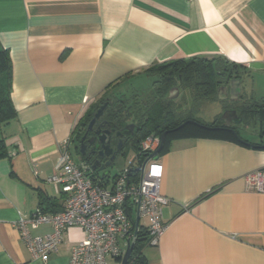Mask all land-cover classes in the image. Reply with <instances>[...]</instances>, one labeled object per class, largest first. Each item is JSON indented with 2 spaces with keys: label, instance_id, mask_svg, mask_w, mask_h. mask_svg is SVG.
I'll list each match as a JSON object with an SVG mask.
<instances>
[{
  "label": "crops",
  "instance_id": "crops-1",
  "mask_svg": "<svg viewBox=\"0 0 264 264\" xmlns=\"http://www.w3.org/2000/svg\"><path fill=\"white\" fill-rule=\"evenodd\" d=\"M0 46L14 113L0 123V264H69L85 237L80 227H69L43 261L15 221L41 206L64 208L66 195L50 181L60 143L75 144L82 117L109 85L114 92L157 63L223 57L245 69L244 97L226 102L264 101V0H0ZM179 130L166 135L158 158L166 228L144 249L146 264H264V193L245 177L264 169V126H238L240 139L224 129ZM51 231L43 224L32 232Z\"/></svg>",
  "mask_w": 264,
  "mask_h": 264
},
{
  "label": "built area",
  "instance_id": "built-area-1",
  "mask_svg": "<svg viewBox=\"0 0 264 264\" xmlns=\"http://www.w3.org/2000/svg\"><path fill=\"white\" fill-rule=\"evenodd\" d=\"M71 142L66 139L60 143L58 171L50 178L66 195L64 208L46 213L38 207L31 215H20L15 221L31 254L48 260L57 251L66 230L78 226L85 237L73 247L69 264H108V257L122 259L131 245L134 250L142 218L146 219L147 246L157 245L166 228L163 215L168 198L160 192L164 166L158 160L143 165L139 155L154 152L160 146L161 137L145 138L130 167L119 170L106 181L92 176V167L87 161L74 159ZM9 153L14 155L15 151ZM134 166L136 174L130 169ZM245 177L257 192L264 193V169L251 171ZM43 224H50L52 231L33 234ZM129 260L127 264H132Z\"/></svg>",
  "mask_w": 264,
  "mask_h": 264
},
{
  "label": "trees",
  "instance_id": "trees-1",
  "mask_svg": "<svg viewBox=\"0 0 264 264\" xmlns=\"http://www.w3.org/2000/svg\"><path fill=\"white\" fill-rule=\"evenodd\" d=\"M10 60L7 56L6 51L3 47L0 46V123H7L14 118V113L10 106L9 98V79H10ZM146 74L150 76H156L158 82L162 85L160 92H156V100L152 104H147L145 106L140 105L139 102L134 100L127 99L123 101L124 96H114L115 100L111 99V95L114 92L109 90L111 86L109 85L106 88V93L102 98L95 104L91 109H89L84 116L82 117L78 131L73 142L78 141L80 137V131L83 130V126L94 115V112L99 107L100 104L104 102H109V107L106 108V117L110 120L111 126L117 130L124 127L122 121L124 116H132L135 123L136 130L135 135L137 136L133 140L134 146L139 151L140 143L150 135H159L169 129H174L179 126L186 119H193L202 125H208L211 127H222L223 118L217 117L215 121L209 124L202 123L197 120L190 114H182L177 111V107L174 104V100L169 99L168 90L171 87V84H174V81L179 79L181 85L185 88H189L192 91L193 99L195 100H216L218 99V89L221 83L226 79L231 78H240L242 80L243 75L245 74L244 67L230 62L223 57H193L190 59H176L170 60L163 63H157L152 67L146 69ZM129 76L124 77L118 84L128 81ZM224 79V80H223ZM115 86V85H114ZM120 98V100H118ZM225 102L227 100H224ZM236 102V101H234ZM111 105V106H110ZM228 108H234L238 111V114L242 116L243 122L247 123L251 119L256 117V114L260 112L261 108H264V101H250L245 102L241 106H231L228 105L225 107V110ZM235 129L234 135L240 139L239 133L237 131L238 125L232 126ZM192 128L194 133L197 134H212L217 135L224 132L222 129H207L196 123H189L188 125L181 128L185 130ZM180 131V130H179ZM168 135V134H167ZM3 142V141H2ZM78 153L83 158L86 159L78 147ZM146 159V154L139 155V161L144 162ZM88 162V161H87ZM89 163V162H88ZM90 164V163H89ZM133 174H136V167L130 168ZM92 176L100 179L101 181H106L108 177L102 176L97 172V169L92 168ZM44 212H46L43 207H40ZM47 213V212H46ZM148 243V234L145 230L140 229L138 232V238L134 245L133 253L130 257L132 264H146V258L143 254V251ZM121 259V258H119ZM122 260V259H121Z\"/></svg>",
  "mask_w": 264,
  "mask_h": 264
},
{
  "label": "rangeland",
  "instance_id": "rangeland-1",
  "mask_svg": "<svg viewBox=\"0 0 264 264\" xmlns=\"http://www.w3.org/2000/svg\"><path fill=\"white\" fill-rule=\"evenodd\" d=\"M160 85V86H159ZM155 86H159L161 90V84L158 82V79L156 76H150L146 73L140 74L135 77H131L130 80L126 81L124 84L119 86L116 90H114L113 96H111L110 100L111 102L115 100L116 96H124L123 101L130 99L134 100L136 102H139L140 105H147L152 104L154 100H156V91L159 89L155 88ZM160 92V91H159ZM180 93V94H179ZM179 93L177 95L176 92H172L169 94L168 90V97L169 95H177L174 97V104L177 107V111L182 114H190L194 118L204 121V122H212L215 120L218 116L222 117L225 107L228 105H231L227 102H222L220 99L216 100H195L193 99V95L191 94L190 90L181 87L179 90ZM115 96V97H114ZM170 99V97H169ZM120 100V98L118 99ZM228 101V100H227ZM230 103H233L232 100H230ZM134 118L130 116H124V120L122 123L124 124V127H126L129 124H133L132 122ZM263 121V122H262ZM264 126V119L260 118H253L249 122L245 123L242 122L239 124V127H242L244 131L243 133H249L252 131V129L258 130L261 126ZM71 151L73 154V157L76 161L79 160L80 155L78 153V142L76 141L75 144L71 147ZM138 149L134 146L132 142H128L125 144V146L122 149L121 154L117 157L114 164L109 168V177H113L118 173L119 170H122L124 168L130 167V162L134 159V157L137 155ZM146 221L145 218H142V224H144ZM110 263H112L110 261Z\"/></svg>",
  "mask_w": 264,
  "mask_h": 264
},
{
  "label": "water",
  "instance_id": "water-1",
  "mask_svg": "<svg viewBox=\"0 0 264 264\" xmlns=\"http://www.w3.org/2000/svg\"><path fill=\"white\" fill-rule=\"evenodd\" d=\"M244 87L242 84V80L240 78H231L227 81V83H223L218 90V99L224 101V100H232V101H236L239 99H242L244 97V93H243ZM177 95L179 93V91H176ZM177 95H171L170 98H174ZM106 103L103 104L98 111L95 113V116L91 119L89 127H91L94 122L96 121L97 118L100 117V115L103 113V109L105 108ZM224 121V124L222 127H211L208 125H202L201 123H198L196 121H193L194 123L203 126L204 128L207 129H224V130H229L231 132H235V129L232 127L234 125H239L243 122V118L242 116H240L238 114V111L234 108H228L224 111L223 115H222ZM189 121H186L182 124H180L179 126H177L174 129L171 130H166L161 134V143L160 146L152 153L146 154V159L143 162V165H146L150 160H158L159 158V154L163 149L164 146V142H165V137L168 133H170L171 131H176L181 129L182 127H184L186 124H188ZM126 129H129L130 131H133L134 128V124H129L125 127ZM113 130L110 129H106L103 131V133L100 136V144L102 145V152L101 154H105L106 156H110V160H108L105 164H103L99 169H97V172L99 174H101L102 176H106L109 177V169L107 171H104L106 168L111 167L114 162L112 163V161L115 160L116 155L113 151V148L110 146L111 143V137H109L112 133ZM117 135H119L121 133V131H117L116 132ZM84 139V137L82 138ZM124 144L123 139H120L117 147H116V152L118 153L121 149L122 146ZM99 145V144H97ZM80 152L83 154H85V144L83 143V140L81 142V147H80ZM93 167H96V164L93 165ZM139 224V217L137 218L136 221V226L138 227ZM133 251V246L131 245L130 247L127 248L123 258H122V264H127L128 259L130 258V255Z\"/></svg>",
  "mask_w": 264,
  "mask_h": 264
},
{
  "label": "flooded vegetation",
  "instance_id": "flooded-vegetation-1",
  "mask_svg": "<svg viewBox=\"0 0 264 264\" xmlns=\"http://www.w3.org/2000/svg\"><path fill=\"white\" fill-rule=\"evenodd\" d=\"M227 81L228 80L225 79L221 83V85L223 83H227ZM159 86H155V88L158 89ZM181 87H183L181 85V81L179 79H177V81H174V84H171V87L169 88V94L172 93V92H176L177 90L179 91ZM186 89L190 90L189 88H186ZM159 91H160V88L156 92L158 93ZM190 92L192 94L191 90H190ZM170 96L171 95H169V97ZM170 99L173 100L174 98H170ZM105 103H106V106L103 109V113L100 115L99 118L96 119L94 124L91 127H89L91 119L95 116V113L98 111V109ZM107 107H109V102H104V103L99 105V107L96 109V111L94 112V115L91 117V119L87 122V124L85 126H83V130L80 131L81 135H80V137L78 138V141H77L79 150H80V147H81L82 140H83V143L85 144V154H83V156L86 159H83L81 156H80V159L88 161L93 169H95V168L99 169L103 164H105L108 160H110V156H106L105 154H101L102 145L100 144V136H101V134L103 133L104 130H106V129H110V130L114 129L115 130V131H112L111 135L109 136V137H111L110 146L113 148V151H114V153L116 155L115 160L121 154L122 149L125 146V144L128 143V142H132L133 143V140H135L136 137H137L135 135V130H136L135 123H133L134 124L133 131H130L129 129H126L125 127H123L122 130L121 129L117 130L116 128L112 127L111 123H110V120L106 117V114H105V112H106L105 110H106ZM186 121H189V123H194L193 121H195V120L186 119L184 122H186ZM224 121L225 120L223 119V124H224ZM184 122H182V123H184ZM188 124H186V125H188ZM169 130H171V129H169ZM117 131H121V133L119 135H117V133H116ZM83 137H84V139H82ZM120 139H123L124 144L122 146V149L117 153L116 152V147H117V144H118ZM97 144H99V145H97ZM81 155H82V153H81ZM115 160L112 161V163L115 162ZM94 164H96L95 168L93 167ZM109 168H106L104 171H107Z\"/></svg>",
  "mask_w": 264,
  "mask_h": 264
}]
</instances>
